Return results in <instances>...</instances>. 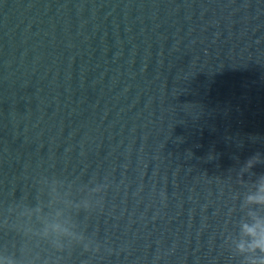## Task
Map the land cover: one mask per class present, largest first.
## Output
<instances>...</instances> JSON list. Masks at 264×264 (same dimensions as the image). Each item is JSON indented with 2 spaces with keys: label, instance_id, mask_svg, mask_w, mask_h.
Returning <instances> with one entry per match:
<instances>
[{
  "label": "water",
  "instance_id": "water-1",
  "mask_svg": "<svg viewBox=\"0 0 264 264\" xmlns=\"http://www.w3.org/2000/svg\"><path fill=\"white\" fill-rule=\"evenodd\" d=\"M0 264H264V0H0Z\"/></svg>",
  "mask_w": 264,
  "mask_h": 264
}]
</instances>
